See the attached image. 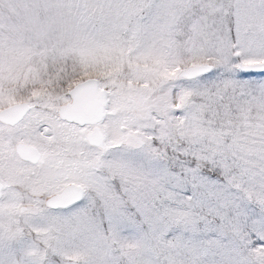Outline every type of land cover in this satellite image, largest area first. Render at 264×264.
<instances>
[{"label":"snow or ice","instance_id":"6c2138e0","mask_svg":"<svg viewBox=\"0 0 264 264\" xmlns=\"http://www.w3.org/2000/svg\"><path fill=\"white\" fill-rule=\"evenodd\" d=\"M0 264H264V0H0Z\"/></svg>","mask_w":264,"mask_h":264}]
</instances>
